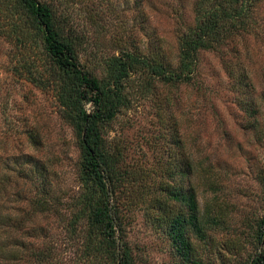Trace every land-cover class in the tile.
Wrapping results in <instances>:
<instances>
[{
    "label": "rangeland",
    "instance_id": "374dc122",
    "mask_svg": "<svg viewBox=\"0 0 264 264\" xmlns=\"http://www.w3.org/2000/svg\"><path fill=\"white\" fill-rule=\"evenodd\" d=\"M43 1L72 14L78 30L88 27L91 40L81 59L101 72L102 59L116 53L122 40L133 49L161 47L175 63L178 28L194 20L196 0H143L144 15L136 0ZM257 20L254 32L229 39L219 52L204 51L193 84L176 91L157 84L151 98L136 94L139 79L128 89L135 99L107 140L119 142L130 172L118 199L133 264H246L258 250L257 221L264 215V0ZM19 58V49L0 34V264H114L106 254H90L86 219L70 223L80 208L78 134L62 118L54 91L16 70ZM28 59L43 70L44 57ZM237 61L247 65L250 89L241 91L237 71L228 70L238 68ZM246 100L257 105L256 117L247 112ZM175 121L194 162L190 183L207 224L204 237L190 234L192 261L177 252L166 217L179 206L163 192L173 181L165 172L169 162L181 160V151L175 156L170 145ZM30 160H37L36 168Z\"/></svg>",
    "mask_w": 264,
    "mask_h": 264
},
{
    "label": "trees",
    "instance_id": "16d2710c",
    "mask_svg": "<svg viewBox=\"0 0 264 264\" xmlns=\"http://www.w3.org/2000/svg\"><path fill=\"white\" fill-rule=\"evenodd\" d=\"M260 1L196 0L194 20L181 21L178 28L175 63L165 57L161 47L133 49L122 40L116 53L102 59L103 70L98 72L81 59V53L91 39L87 34L88 27L78 30L72 14L43 0H0V34L20 51L16 70L25 73L38 87L54 91L62 118L72 124L78 134L81 149L80 208L70 223L74 226L82 219L87 220L90 254H106L114 264H133L118 199L124 189L125 175L130 172L122 165L124 152L119 142L111 141L110 145L107 140L112 124L135 99L128 93L133 81L139 79L135 91L144 98L155 94L152 89L157 84L170 86L173 91L183 84H193L204 51L219 52L229 39L256 30ZM136 7L139 15H144L143 0H136ZM141 27L145 29L143 24ZM39 46L42 52L36 55L35 49ZM29 56L44 57L43 70L39 71L38 64L30 61ZM236 64L238 68L228 70L237 71L236 81L241 91L242 87L250 89L254 84L249 78L247 65L242 61ZM245 103L247 112L256 117L259 110L255 102L246 100ZM34 135L31 137L39 144ZM170 136L171 149L175 150L173 154L176 156L181 151V160L178 164L173 158L165 170L173 181L163 188V192L168 200L179 203L178 208L166 216L169 217L168 233L182 258L192 261L194 248L190 234L204 237L207 224L200 215L196 188L190 183L194 162L191 154L185 151L177 121L171 124ZM34 162L37 160L29 163ZM257 235L260 246L246 264H264V215L257 221ZM197 264L202 263L197 261Z\"/></svg>",
    "mask_w": 264,
    "mask_h": 264
}]
</instances>
